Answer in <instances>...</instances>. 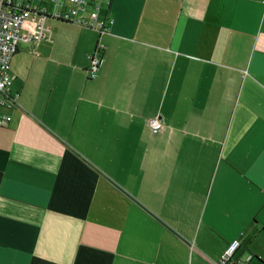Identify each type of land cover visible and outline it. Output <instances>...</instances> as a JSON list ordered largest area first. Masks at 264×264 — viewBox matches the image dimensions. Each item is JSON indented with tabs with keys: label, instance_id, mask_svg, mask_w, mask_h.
<instances>
[{
	"label": "crops",
	"instance_id": "0c3cea01",
	"mask_svg": "<svg viewBox=\"0 0 264 264\" xmlns=\"http://www.w3.org/2000/svg\"><path fill=\"white\" fill-rule=\"evenodd\" d=\"M105 15L102 33L49 20L11 58L0 264H218L232 239L229 264H264V0Z\"/></svg>",
	"mask_w": 264,
	"mask_h": 264
},
{
	"label": "built area",
	"instance_id": "2783aa9c",
	"mask_svg": "<svg viewBox=\"0 0 264 264\" xmlns=\"http://www.w3.org/2000/svg\"><path fill=\"white\" fill-rule=\"evenodd\" d=\"M112 0H0V127H8L14 109L18 108L17 94L12 91L10 61L20 40L35 41L49 39L47 22H67L86 27L99 33L108 30L105 12ZM25 20H30L31 28L22 32ZM96 48L89 56L87 74L96 76L100 54ZM148 128L156 132L163 126L158 116L146 120ZM239 247L237 239L230 240L222 252L218 264L231 263ZM242 262V261H240Z\"/></svg>",
	"mask_w": 264,
	"mask_h": 264
},
{
	"label": "trees",
	"instance_id": "16d2710c",
	"mask_svg": "<svg viewBox=\"0 0 264 264\" xmlns=\"http://www.w3.org/2000/svg\"><path fill=\"white\" fill-rule=\"evenodd\" d=\"M61 23H67V22H61Z\"/></svg>",
	"mask_w": 264,
	"mask_h": 264
}]
</instances>
